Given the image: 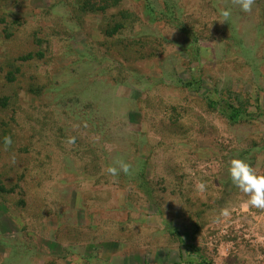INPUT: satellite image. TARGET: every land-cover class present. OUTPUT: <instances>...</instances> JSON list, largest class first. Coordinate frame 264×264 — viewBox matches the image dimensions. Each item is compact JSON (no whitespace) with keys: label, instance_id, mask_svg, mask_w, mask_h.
Segmentation results:
<instances>
[{"label":"rangeland","instance_id":"rangeland-1","mask_svg":"<svg viewBox=\"0 0 264 264\" xmlns=\"http://www.w3.org/2000/svg\"><path fill=\"white\" fill-rule=\"evenodd\" d=\"M234 158L264 175V0H0V264H264Z\"/></svg>","mask_w":264,"mask_h":264},{"label":"clouds","instance_id":"clouds-1","mask_svg":"<svg viewBox=\"0 0 264 264\" xmlns=\"http://www.w3.org/2000/svg\"><path fill=\"white\" fill-rule=\"evenodd\" d=\"M233 4L240 6L244 12H251L252 6L255 0H232ZM221 15L225 20L230 16V11L222 10ZM71 142V141H70ZM5 146H10L12 143L11 137L6 136L4 138ZM116 164L119 166V171H123L125 174L130 173L131 165L125 163L121 159L116 160ZM229 176L232 183L244 194L248 196L246 204L264 210V175L256 173L252 165L247 161L239 158H234L230 162ZM107 172L113 176L118 175L117 167H109ZM198 191H203L205 185L198 183L196 185ZM224 214H228V210L224 209Z\"/></svg>","mask_w":264,"mask_h":264},{"label":"trees","instance_id":"trees-1","mask_svg":"<svg viewBox=\"0 0 264 264\" xmlns=\"http://www.w3.org/2000/svg\"><path fill=\"white\" fill-rule=\"evenodd\" d=\"M237 117H238V112L233 113L232 118L237 119ZM197 259L199 261L198 264H206V260L202 256L198 255Z\"/></svg>","mask_w":264,"mask_h":264}]
</instances>
